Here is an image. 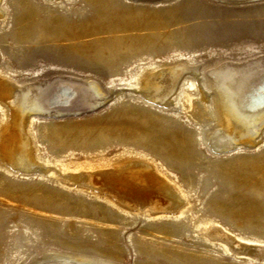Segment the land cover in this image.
Masks as SVG:
<instances>
[{"label": "rangeland", "instance_id": "rangeland-1", "mask_svg": "<svg viewBox=\"0 0 264 264\" xmlns=\"http://www.w3.org/2000/svg\"><path fill=\"white\" fill-rule=\"evenodd\" d=\"M260 58L264 0H0V148L19 113L30 151L0 155V264H264V119L215 89Z\"/></svg>", "mask_w": 264, "mask_h": 264}, {"label": "bare ground", "instance_id": "bare-ground-1", "mask_svg": "<svg viewBox=\"0 0 264 264\" xmlns=\"http://www.w3.org/2000/svg\"><path fill=\"white\" fill-rule=\"evenodd\" d=\"M262 60L263 59L260 58L258 61H256L257 62L256 64H251V63L247 64V62L246 63L243 62V65L241 67L242 70L240 72L239 77H237V76L230 77L231 75H229V76L220 75V76L215 78V89L220 96L222 108H227L229 110V113L232 116V118H234L236 121H238V123L242 126L243 130L251 129L258 121L264 119V79H261L262 76L264 75V61H262ZM238 64H240V63H238ZM185 69L186 68L179 69V74H178V76H176L174 78L172 83L177 82L178 78L181 76V73ZM224 69H227L230 73L235 72L234 64L233 65L229 64L226 67H224ZM255 70H260V76L258 78H256L254 81H251L250 80L251 74ZM182 74H184V73H182ZM0 83L2 84V82H0ZM89 83H91V82H89ZM146 84H147L146 87L148 89H152L151 88L153 86L152 81H147ZM1 88H3V85ZM47 88L48 87H45V89H47ZM237 88L238 89L240 88V90H237ZM24 89H25V87H24ZM32 89H31V91H32ZM9 94H10L9 89L6 90L5 92L0 91V96H2L3 99H6L9 96ZM44 94L45 93H44V89H43V91H40V93L37 97L32 98V100L30 102L31 104L29 106V110H39V107L41 106V104H40L41 100L44 99ZM23 122H24V120H23L22 116L19 113H15V118H14V122H13L14 124L12 125L11 130L9 131V133L5 137L4 145L0 148V155L6 161H13V162L19 163L21 161L20 158L30 157L29 156L30 151H29L28 146H27L28 144L26 143L24 137L22 136V132H23L22 124H23ZM223 132H225V131H223ZM225 137H223L220 130H215V131H212L208 135L207 138L209 140V143L211 142L215 148L223 150L224 148L228 149V147H230L232 144V141L230 139H228V137L227 138H225ZM27 163H29V162H27ZM21 166H23V165H21ZM109 174H111L114 178L125 177L127 179L129 178L132 180L135 179V180L145 181V184L147 186H151V185L154 186L155 189L157 188V190L159 192H162V194L165 196H167L168 193L170 192V188L165 183H163L159 177L155 176V174L149 168L140 166V164H139V166H137L135 164H129V165H126L124 167H120L116 171H112ZM153 176H155V178H156L155 182H154ZM115 191H116V189H115ZM117 192H119L120 196H124V197H121L122 199L128 197L127 195L122 194L123 193L122 191H117ZM169 199H170L169 202H173V203L176 202L174 195L169 196ZM123 200H125V199H123ZM163 204L166 205V202H161V203L156 204V205H157V207H159V206H162ZM167 204H168L167 207H170L172 205L170 203H167ZM79 259H81V258H79ZM84 261L83 260H76L75 263L74 262L71 263L69 261H67V262L63 261L64 263H55V264H85Z\"/></svg>", "mask_w": 264, "mask_h": 264}]
</instances>
